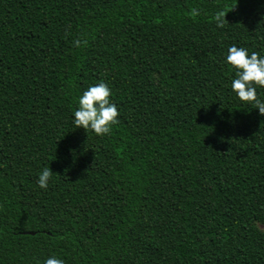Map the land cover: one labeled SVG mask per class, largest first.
Instances as JSON below:
<instances>
[{
  "label": "trees",
  "instance_id": "obj_1",
  "mask_svg": "<svg viewBox=\"0 0 264 264\" xmlns=\"http://www.w3.org/2000/svg\"><path fill=\"white\" fill-rule=\"evenodd\" d=\"M232 45L264 57V0H0V264H264V116ZM100 82L103 137L74 125Z\"/></svg>",
  "mask_w": 264,
  "mask_h": 264
},
{
  "label": "clouds",
  "instance_id": "obj_2",
  "mask_svg": "<svg viewBox=\"0 0 264 264\" xmlns=\"http://www.w3.org/2000/svg\"><path fill=\"white\" fill-rule=\"evenodd\" d=\"M227 13L224 11L216 13L214 20L217 27L223 28L228 24L225 19ZM191 14L196 16L199 12L193 9ZM81 43L77 40L75 46L79 47ZM226 60L235 70L236 78L232 80V91L241 102L254 104L259 114L264 116V102L257 97V88H264V57L257 52L249 55L244 47L232 45L228 49ZM111 95V90L103 82L89 87L78 100V108L74 112L75 127L83 128L85 131L91 130L100 137L110 135L112 127L119 122L117 107L110 102ZM52 175L49 167L42 170L37 181L41 189H47ZM45 264H64V261L50 257Z\"/></svg>",
  "mask_w": 264,
  "mask_h": 264
}]
</instances>
